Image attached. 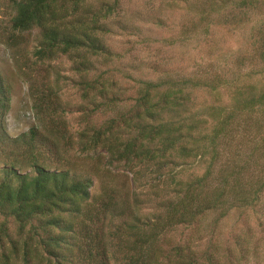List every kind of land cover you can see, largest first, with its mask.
Wrapping results in <instances>:
<instances>
[{
  "label": "rangeland",
  "instance_id": "obj_1",
  "mask_svg": "<svg viewBox=\"0 0 264 264\" xmlns=\"http://www.w3.org/2000/svg\"><path fill=\"white\" fill-rule=\"evenodd\" d=\"M14 1L0 0V75L10 96L0 181L13 154L22 163L19 174H31L33 152L48 170L91 182L82 213L71 220L75 233L65 235L72 243L67 264L92 263L74 259L84 256L77 251L86 243L84 227L106 246L107 264L132 254L145 264H264V186L255 194L264 184V106L233 109L247 87L264 90V61L256 53L264 46L258 34H264V0L254 10L225 8L224 0H119L90 36L112 57L80 50L50 59L34 55L46 29H12ZM73 1L57 2L46 27L84 40L78 22L114 0H83L76 14ZM86 83L95 88L86 90ZM147 83L183 91L177 114L145 121L173 120L183 137L166 159L134 165L133 173L131 166L111 165L109 152L92 149L89 137L127 113ZM221 108L224 114L209 116ZM32 129L37 136L27 152ZM128 137L122 129L121 138ZM9 227L14 234L15 225Z\"/></svg>",
  "mask_w": 264,
  "mask_h": 264
},
{
  "label": "trees",
  "instance_id": "obj_2",
  "mask_svg": "<svg viewBox=\"0 0 264 264\" xmlns=\"http://www.w3.org/2000/svg\"><path fill=\"white\" fill-rule=\"evenodd\" d=\"M61 1L63 0L14 1L16 11L11 19L12 29L18 32L31 30L34 27L46 29L44 42L34 52L39 59H50L57 53L70 55L80 50L94 56L112 57L110 50L97 44L90 36H95V31L99 30L100 21L110 18L117 8H120L119 0H114L112 4L101 5L90 13L87 19L78 22L76 29L82 31L84 40L59 36V31L55 26L46 27L54 5ZM82 2L83 0L70 2L72 14H76ZM263 2L261 0H224L223 6L226 8L228 4H234L232 7L234 10H239V8L254 10ZM201 10L199 13L209 16L203 8ZM261 30H258V34L264 35ZM256 53L264 61V46L256 47ZM99 82L96 83L101 85ZM160 86L159 83H147L144 92L134 99V105L127 113L121 114L118 118H111L91 131L88 146L90 145L92 149H106L111 156L112 162H109L111 165L117 163V166L121 167L131 166L129 169L133 173H137L131 169L134 165L144 162L148 165L159 158L166 159L167 154L183 137L180 133L183 126L179 127V124L170 119L155 123L145 121L150 118L156 120L154 117L162 112L177 114L179 108L184 106L178 103V100L184 101L185 98L178 95L183 93L181 89L166 87L165 90H157ZM84 87L86 90L95 88L91 83H86ZM247 88V97L237 99V106H234V110L240 106L247 110L255 108L256 105L257 107L264 106V90L255 93L251 92L253 87ZM9 100V90L0 75V145L7 138L1 129L2 119L9 108ZM115 100L111 98L109 101L114 102ZM218 111L224 114V109L221 108L209 112V116L217 117ZM232 116L233 112L228 115V118L231 119ZM122 129L127 130L129 134L127 139L121 138ZM186 129L188 131L187 126ZM36 132L32 129L28 133L24 142L27 152L28 150L31 152L33 148ZM178 149L188 156L192 151L183 146ZM13 155L15 158L5 163L3 178L0 181V217H2L0 254L4 260L2 263L10 264L12 260L19 259L22 264H33L35 261L40 264H67L68 254L71 251L69 247L72 243H70V237L68 239L65 235L75 233L71 220L82 213L80 204L88 199L91 182L71 179L66 171L48 170L37 161L33 152L30 153L32 161L29 163L32 173L19 174L22 163L15 154ZM263 186L264 184L256 189L255 194ZM104 208L106 209V206ZM91 216L98 219L96 217L98 214ZM101 216H103L102 212ZM10 224L15 225L14 234L11 232ZM84 231L86 232L84 237L86 243L77 247L80 255L84 256L82 258L77 254L74 259H87L92 262L91 264H107L109 257L106 254V246L96 242V235L91 234L87 228L84 227ZM121 260L122 262L118 264H145L133 254Z\"/></svg>",
  "mask_w": 264,
  "mask_h": 264
}]
</instances>
